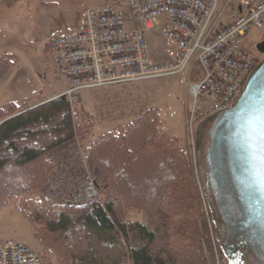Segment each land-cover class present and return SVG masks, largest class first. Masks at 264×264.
<instances>
[{"label":"trees","instance_id":"obj_1","mask_svg":"<svg viewBox=\"0 0 264 264\" xmlns=\"http://www.w3.org/2000/svg\"><path fill=\"white\" fill-rule=\"evenodd\" d=\"M76 110L63 96L33 106L8 101L0 108V201L17 186L32 191L48 183L58 151L85 136ZM161 124L153 108L90 144L89 166L98 187L113 190L118 199L80 206L44 195L19 201L34 237L56 253L58 264H209L211 235L197 215L188 156ZM132 208L163 214V227L130 220ZM216 243L229 262L217 236ZM39 264L52 261L43 256Z\"/></svg>","mask_w":264,"mask_h":264},{"label":"built area","instance_id":"obj_2","mask_svg":"<svg viewBox=\"0 0 264 264\" xmlns=\"http://www.w3.org/2000/svg\"><path fill=\"white\" fill-rule=\"evenodd\" d=\"M229 7L227 2L220 8L218 0H130L129 15L121 4L87 9L75 32L47 42L51 64L70 83L60 96L74 107L86 89L185 73V128L196 155L198 124L234 108L260 65L242 48L240 38L264 26V0H240ZM149 35L169 45L171 62L152 59ZM195 69L197 77L192 78ZM73 149L68 145L57 153L47 188L63 203L80 206L99 199L100 193L89 168V151L81 145ZM56 180L58 186L50 188ZM41 259L27 243L0 237V264H39Z\"/></svg>","mask_w":264,"mask_h":264},{"label":"rangeland","instance_id":"obj_3","mask_svg":"<svg viewBox=\"0 0 264 264\" xmlns=\"http://www.w3.org/2000/svg\"><path fill=\"white\" fill-rule=\"evenodd\" d=\"M218 1L220 8L227 2L229 8L240 4V0ZM104 4H121L125 12L130 13V0H0V108L8 101L21 104L27 100L33 106L42 100L57 98L58 94L60 97L70 83L51 64L47 42L56 35L75 32L87 9ZM147 41L154 61L171 62L169 45L164 40L149 35ZM240 42L242 48L250 56L256 57L260 64L264 61V26L253 27L240 38ZM184 75L174 72L83 90L81 102L74 107L77 108L78 121L83 123L86 132L84 138L78 133L76 141L69 143L70 151L74 153L76 145L89 151L90 144L100 134L118 130L150 109H159L161 131L179 138L190 162L191 176L198 194L197 215L201 221H205L211 235L212 253L207 251L208 263L229 264L222 258L219 245H216L218 232L216 226L214 231L215 223L202 184L197 145L195 155L188 144L185 120L189 96L182 80ZM194 77H197L195 71L192 74ZM53 164H56L55 158ZM91 175L94 178L92 172ZM54 177H57L56 174L52 181ZM56 186L57 180L49 187L53 189ZM47 187L48 183H45L43 188L32 191L18 186L8 191L0 201V237L23 241L42 257H49L52 264H58L56 253L34 237L32 223L18 206L26 196L38 198L43 195L54 203L68 205L55 197V191L51 192ZM98 189L101 203L118 199L113 190ZM162 216L137 208L127 211L130 220L141 222L151 229L163 227Z\"/></svg>","mask_w":264,"mask_h":264},{"label":"water","instance_id":"obj_4","mask_svg":"<svg viewBox=\"0 0 264 264\" xmlns=\"http://www.w3.org/2000/svg\"><path fill=\"white\" fill-rule=\"evenodd\" d=\"M264 61L236 106L199 124L197 161L221 248L230 264H264Z\"/></svg>","mask_w":264,"mask_h":264},{"label":"snow or ice","instance_id":"obj_5","mask_svg":"<svg viewBox=\"0 0 264 264\" xmlns=\"http://www.w3.org/2000/svg\"><path fill=\"white\" fill-rule=\"evenodd\" d=\"M260 151L264 153V128L260 132ZM261 162L264 163V155L261 157Z\"/></svg>","mask_w":264,"mask_h":264},{"label":"crops","instance_id":"obj_6","mask_svg":"<svg viewBox=\"0 0 264 264\" xmlns=\"http://www.w3.org/2000/svg\"><path fill=\"white\" fill-rule=\"evenodd\" d=\"M219 2V1H218ZM59 95V94H58ZM58 95L56 97H58ZM61 95V94H60ZM52 99V98H51ZM2 122V120L0 119V123Z\"/></svg>","mask_w":264,"mask_h":264}]
</instances>
